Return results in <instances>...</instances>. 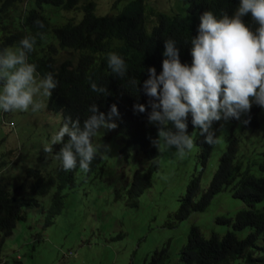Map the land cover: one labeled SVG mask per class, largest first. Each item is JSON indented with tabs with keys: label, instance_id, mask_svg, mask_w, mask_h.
Instances as JSON below:
<instances>
[{
	"label": "trees",
	"instance_id": "16d2710c",
	"mask_svg": "<svg viewBox=\"0 0 264 264\" xmlns=\"http://www.w3.org/2000/svg\"><path fill=\"white\" fill-rule=\"evenodd\" d=\"M16 1L0 0V51L12 46L20 47V41L27 36L37 37L35 50L29 54V63L37 65L41 78L51 72L58 81V87L52 91L46 106L49 112L59 115L58 131L69 117L72 120L79 118L82 126L83 121L91 115L89 108L93 104L106 115L111 105H117L119 127L124 131L121 154L128 160L132 151L139 147L149 163L147 171L137 169L134 172L127 191L131 206H137L160 167L158 149L151 143L152 139H158L160 125L149 122L150 107L144 113L134 110V105H148L149 97L144 94L143 88L144 82L149 79L148 69L154 67L157 75L162 73L167 39L176 41L181 63L191 66L190 42L198 35L200 17L206 11H212L218 18L224 13L231 17L238 9L240 0H183L185 14L180 2L179 10L169 14L151 6L149 0H129L116 15H97L93 0H34V7L22 19L21 27L11 31L5 19ZM82 1H85L80 7L83 17L78 22L70 20L57 24L46 14L47 8L73 11L79 8ZM37 20L43 23V28L35 23ZM243 20L253 31L259 27L251 13ZM38 33H43L44 38L41 39ZM58 49L80 52V56L77 60H65L62 55H56ZM109 53H117L125 60L127 75L124 78L117 77L108 68ZM130 78H135L139 84L132 86ZM90 80L98 86L107 87L111 95L92 91ZM263 116L264 107L253 102L250 112L241 114L239 119L229 118L233 124L232 132L227 135V146L209 185L199 198L200 180L196 179L188 185L176 212L179 221L188 219L193 213L207 211L215 198L224 193H230L242 201L244 207L232 216L216 218L217 223L231 227L222 236L212 233L205 237L199 226L192 225L186 243L179 250L178 260L181 264H264V151L249 163L247 158L252 146L249 143L245 145L249 147V154H246L241 146L244 137H238L234 132L239 122L244 132L262 131ZM187 124L189 130L194 128L191 114L188 115ZM68 139L65 137V142ZM199 140L197 158L206 165L216 143L209 145L204 138ZM258 141L264 148V131L261 137L251 139L255 151ZM53 147L60 149L62 145ZM255 166L262 175L254 173ZM103 170V159L98 155L88 172H83L79 167L64 171L59 161L49 171L29 168L27 180L19 186H13L12 176L0 177V264H7L2 261L5 240L26 220L28 208L41 206L36 198L19 192L28 190L34 196H46L55 191L45 214L46 229L56 216L63 213L65 192L76 189L81 176H101ZM170 246L171 243L156 252V258L150 264H163Z\"/></svg>",
	"mask_w": 264,
	"mask_h": 264
},
{
	"label": "rangeland",
	"instance_id": "374dc122",
	"mask_svg": "<svg viewBox=\"0 0 264 264\" xmlns=\"http://www.w3.org/2000/svg\"><path fill=\"white\" fill-rule=\"evenodd\" d=\"M93 1L97 6V15H116L129 0ZM178 2L183 13L186 12L183 0H149L151 6L169 14L179 10ZM84 3L82 1L79 8L73 11L47 8L46 14L53 23L78 22L83 17L80 7ZM33 7L34 0H17L5 19L9 29L20 28L22 19ZM17 48L12 46L8 49L14 51ZM56 55H62L65 60H77L80 52L58 49ZM38 79H41L40 75ZM47 98L38 97L45 105ZM59 119L58 114L47 111L46 107L35 113L31 110H0V177L12 176L13 186H19L27 180L29 168L54 169L59 163L54 154L60 149L53 147L52 154L44 149L50 146L51 136L58 131ZM112 122L118 125L115 130H101L94 137V143L111 146V151L101 156L104 164L102 175L84 177L79 174L81 178L77 188L66 192L65 209L55 217L51 226L44 229L45 214L55 191L46 196H34L28 190L19 192L36 198L41 206L27 209L26 220L5 240L2 261L7 264H150L156 258V252L171 243L163 264H181L179 250L186 243L192 225L199 226L205 237L212 233L222 236L231 229L216 222L218 216H232L244 207V203L230 193L215 198L203 213H193L183 221L176 218L188 185L196 179L200 180L197 198L209 185L227 146V135L232 132L230 119L213 123L212 131L218 142L206 165L197 158L199 139L205 140V136L200 135L201 130L196 127L192 130L187 128L195 147L183 159L175 154L174 148L158 151L159 170L153 175L151 186L139 198L137 206H131L127 191L134 172L137 169L147 171L149 163L139 147L132 151L128 160L121 155L124 131L120 129L117 118ZM168 129L176 131L172 123L168 124ZM261 130L257 133L244 132L241 122L234 129L236 136L244 137L241 146L246 154H249V147L245 145L249 143L252 146L247 158L249 163L264 151L259 141L256 151L251 142L252 137L262 136L264 125ZM254 173L263 174L258 166L254 167Z\"/></svg>",
	"mask_w": 264,
	"mask_h": 264
},
{
	"label": "clouds",
	"instance_id": "9594fccd",
	"mask_svg": "<svg viewBox=\"0 0 264 264\" xmlns=\"http://www.w3.org/2000/svg\"><path fill=\"white\" fill-rule=\"evenodd\" d=\"M249 13L259 25L255 31L243 20ZM35 23L44 27L39 20ZM197 31L198 35L190 42L191 66L181 63L176 41L167 39L162 73L157 75L154 67L149 68V79L143 85L148 105H134V110L140 113L150 107L149 122L160 125L158 139L151 140L152 146L158 151L174 148L181 159L195 147L193 136L187 134L189 114L193 126L205 136V142L213 145L218 142L212 131L214 122L239 119L241 114L250 112L253 101L264 107V0H240L231 17L224 13L218 18L212 11H206L200 17ZM37 35L44 38L43 33ZM36 43V36H27L16 50L0 51V110L38 112L47 106L52 91L58 87L53 73L38 79L37 65L29 63V54ZM108 68L119 78L127 75L125 60L117 53L108 54ZM89 83L92 91L111 95L107 87L91 80ZM129 83L139 84L135 78H130ZM38 97H48L46 105ZM89 112L91 115L82 126L79 118H67L52 135L50 146L44 149L52 154L54 145H62L54 159L61 161L64 171L79 167L88 172L98 155L111 151L110 145L94 143V137L101 130L118 127L112 122L120 116L117 105H111L107 115L96 104L90 106ZM169 123L174 125L175 132L168 129ZM65 137L69 138L67 142Z\"/></svg>",
	"mask_w": 264,
	"mask_h": 264
},
{
	"label": "bare ground",
	"instance_id": "6f19581e",
	"mask_svg": "<svg viewBox=\"0 0 264 264\" xmlns=\"http://www.w3.org/2000/svg\"><path fill=\"white\" fill-rule=\"evenodd\" d=\"M155 26V25H154ZM149 30V29H148ZM247 128V127H246ZM251 130V129H250ZM246 132V131H245ZM178 217V216H177Z\"/></svg>",
	"mask_w": 264,
	"mask_h": 264
}]
</instances>
